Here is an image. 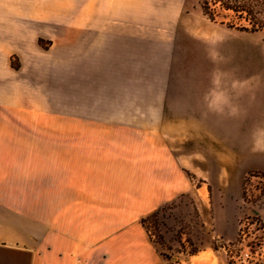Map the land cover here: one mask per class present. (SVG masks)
<instances>
[{
	"label": "rangeland",
	"instance_id": "1",
	"mask_svg": "<svg viewBox=\"0 0 264 264\" xmlns=\"http://www.w3.org/2000/svg\"><path fill=\"white\" fill-rule=\"evenodd\" d=\"M69 4L71 17L5 29L24 36L11 52L12 105L46 140L58 136L54 119L71 117L78 143L124 157L119 195L132 228L146 218L158 264H264V31L239 29L247 23L231 12L212 21L202 0L108 1L103 23L85 17V0ZM156 152L173 154L187 182L141 216L128 171Z\"/></svg>",
	"mask_w": 264,
	"mask_h": 264
},
{
	"label": "crops",
	"instance_id": "2",
	"mask_svg": "<svg viewBox=\"0 0 264 264\" xmlns=\"http://www.w3.org/2000/svg\"><path fill=\"white\" fill-rule=\"evenodd\" d=\"M74 1L79 0H0V43H8L0 47V264H158L146 228L130 226L132 215L120 196L128 183L124 157L103 149L94 153L87 137L78 143L71 117L54 119L58 136L46 140L44 131H32L29 109L12 105L11 52L23 50L24 36L5 29H30V18L71 17ZM85 1V17L103 23L109 16L104 2L135 0ZM166 93L155 109L161 113ZM201 111L197 104L193 112ZM153 161L148 169L128 171L141 216L167 204L187 182L173 154L156 152Z\"/></svg>",
	"mask_w": 264,
	"mask_h": 264
},
{
	"label": "trees",
	"instance_id": "3",
	"mask_svg": "<svg viewBox=\"0 0 264 264\" xmlns=\"http://www.w3.org/2000/svg\"><path fill=\"white\" fill-rule=\"evenodd\" d=\"M202 10L212 21H218L221 18V23H226L224 19L231 12L236 18L247 23L240 24L239 29L264 31V0H202ZM227 25L235 26L230 22ZM157 211L152 215H155ZM145 220L146 218L142 219L143 226H145Z\"/></svg>",
	"mask_w": 264,
	"mask_h": 264
},
{
	"label": "built area",
	"instance_id": "4",
	"mask_svg": "<svg viewBox=\"0 0 264 264\" xmlns=\"http://www.w3.org/2000/svg\"><path fill=\"white\" fill-rule=\"evenodd\" d=\"M245 260H247L248 262H251L252 260H254V257L252 255V252L251 251H248V252L245 253Z\"/></svg>",
	"mask_w": 264,
	"mask_h": 264
}]
</instances>
